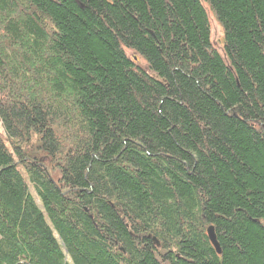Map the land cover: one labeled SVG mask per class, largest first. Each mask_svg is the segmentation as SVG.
<instances>
[{"label": "trees", "instance_id": "1", "mask_svg": "<svg viewBox=\"0 0 264 264\" xmlns=\"http://www.w3.org/2000/svg\"><path fill=\"white\" fill-rule=\"evenodd\" d=\"M0 122V264H264V0H0Z\"/></svg>", "mask_w": 264, "mask_h": 264}, {"label": "rangeland", "instance_id": "2", "mask_svg": "<svg viewBox=\"0 0 264 264\" xmlns=\"http://www.w3.org/2000/svg\"><path fill=\"white\" fill-rule=\"evenodd\" d=\"M204 5L206 7L208 18H209V22H210L211 39H212V42L214 44V47L216 49H218V51L221 54H224V51H223L224 40H223V28H222V25L216 19L215 14L212 12V10L209 8V6L206 3H204ZM127 53H128V55H132L130 50H127ZM141 65L146 67V64H145V62L143 60H141ZM0 133H1V136L3 138H5V140H6V136H5L4 130L2 128L1 122H0ZM36 144L37 143H35L34 141H33V143H29L28 145H30V146L27 149V153L30 156H32V157L34 155L38 154V157L41 158L43 155L41 154V152L39 153V150H37V145ZM44 162H47V160L44 161ZM30 186H31V191L34 193L32 185H30Z\"/></svg>", "mask_w": 264, "mask_h": 264}, {"label": "water", "instance_id": "3", "mask_svg": "<svg viewBox=\"0 0 264 264\" xmlns=\"http://www.w3.org/2000/svg\"><path fill=\"white\" fill-rule=\"evenodd\" d=\"M207 233H208V236H209L211 242L217 248L218 253H221L219 246H218L217 238L215 237L213 227H209Z\"/></svg>", "mask_w": 264, "mask_h": 264}, {"label": "bare ground", "instance_id": "4", "mask_svg": "<svg viewBox=\"0 0 264 264\" xmlns=\"http://www.w3.org/2000/svg\"><path fill=\"white\" fill-rule=\"evenodd\" d=\"M209 227H213V229H214V226H213V225H208L206 231H208V228H209ZM214 233H215V231H214ZM207 234H208V233H207ZM215 237H216V234H215ZM216 238H217V237H216ZM209 239H210V238H209Z\"/></svg>", "mask_w": 264, "mask_h": 264}]
</instances>
